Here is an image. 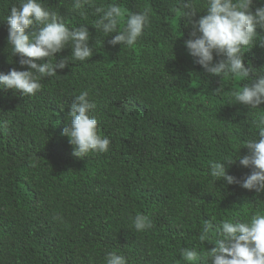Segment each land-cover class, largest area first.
Listing matches in <instances>:
<instances>
[{"label":"trees","instance_id":"1","mask_svg":"<svg viewBox=\"0 0 264 264\" xmlns=\"http://www.w3.org/2000/svg\"><path fill=\"white\" fill-rule=\"evenodd\" d=\"M26 2L0 0V74L30 71L8 44L11 8ZM36 2L69 30L87 27L93 56L76 61L71 46L58 53L57 62L71 63L42 79L33 97L0 85V264H108L111 254L127 264H205L186 261L184 250L203 257L223 239L224 222L264 216V194L210 174L211 164L236 160L228 175L241 182L251 175L239 158L249 154L248 142L259 139L253 122L264 117V105L251 110L236 104L233 93L252 80L211 76L189 54L194 29L182 18L187 0H89L75 11V0ZM193 3L198 23L208 0ZM113 5L126 16L149 14L150 26L132 48L110 43L126 20L109 36L94 28L96 8ZM261 8L264 0H253V13ZM256 32L258 44L264 28ZM245 52V67L264 75V48ZM213 56L214 64L226 59ZM85 91L96 106L90 118L111 144L107 154L79 160L62 133ZM137 215L154 227L137 232ZM206 221L214 228L203 244Z\"/></svg>","mask_w":264,"mask_h":264},{"label":"clouds","instance_id":"2","mask_svg":"<svg viewBox=\"0 0 264 264\" xmlns=\"http://www.w3.org/2000/svg\"><path fill=\"white\" fill-rule=\"evenodd\" d=\"M89 0H75L73 10L84 8ZM253 0H208L207 15L198 23H194L197 11L193 0H187L182 5V18L194 29L192 39L186 42L189 54L211 76L222 77L225 81L229 76L243 80L251 79L252 83L233 93L236 104L244 105L251 110L264 105V75H259L256 69L245 67V49H253L257 45L264 48V37H259L256 27L264 28V8L252 11ZM119 6L113 5L105 9L98 7L95 15L99 17L94 25L97 32L106 36L118 32L121 21L126 20L123 32L110 41L112 47L121 45L132 48L143 36L146 27L150 26L147 12L142 14L128 13ZM8 44L13 49V56L20 57V66L30 71L18 72L13 69L10 74H0V85L10 91H15L23 98L33 97L42 90L40 81L44 78L57 76V69L63 71L71 63L69 58L60 62L55 60L71 46L72 58L76 61H89L93 49L89 47L90 33L87 27L69 30L61 18L36 2L27 0L20 7H12L8 17ZM33 29L31 35L26 32ZM213 53L220 57L219 63L214 64ZM55 60L53 64L51 61ZM48 61L38 64L35 61ZM224 92L220 88L215 93ZM95 104L89 100L85 91L78 96L69 114L70 124L62 133L69 138L74 151L73 157L84 160L91 153L107 154L111 141L101 138L98 134V122L90 118V112ZM259 129V139L248 142L246 147L249 154L239 158L244 168L253 169L250 176L241 182L228 175V167L236 160L210 165L211 176L218 182L224 180L228 185L239 184L243 189L257 194H264V117L253 122ZM4 128L8 124H3ZM59 219V217H57ZM154 225L144 215H137L134 228L137 232L150 230ZM214 228L213 222L206 221L200 236V241L206 244ZM223 239L219 240L213 250L207 251L202 257L192 249L184 250L183 258L188 262L203 259L205 264H264V216L255 215L248 223H229L221 225ZM108 264H127L123 256L111 254L107 257Z\"/></svg>","mask_w":264,"mask_h":264}]
</instances>
